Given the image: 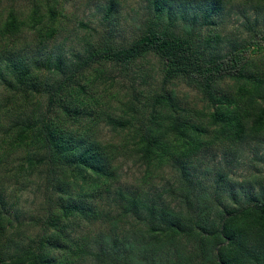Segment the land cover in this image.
<instances>
[{
	"label": "trees",
	"instance_id": "1",
	"mask_svg": "<svg viewBox=\"0 0 264 264\" xmlns=\"http://www.w3.org/2000/svg\"><path fill=\"white\" fill-rule=\"evenodd\" d=\"M25 1L24 9L0 11V79L11 93L0 102V264H264V193L226 208L224 176L213 193H201L193 166L212 147L236 159L251 149L264 163V27L215 57L200 51L187 27L186 34L152 27L128 46L44 58L24 53L23 43L35 38L43 48L54 40L73 0ZM174 1L153 4L161 14ZM250 1L261 15L264 0ZM205 2L209 23L221 0ZM115 7V0L106 5L107 20ZM149 55L164 64L162 87L143 108L129 101L117 115L107 66L129 68ZM179 79L202 94L203 110L180 105L169 87ZM101 123L126 135L104 143L94 130ZM21 153L16 173L43 176L46 185L48 212L35 237L18 228L9 234L8 167ZM132 158L147 174L169 167V189L123 186L120 162Z\"/></svg>",
	"mask_w": 264,
	"mask_h": 264
},
{
	"label": "rangeland",
	"instance_id": "2",
	"mask_svg": "<svg viewBox=\"0 0 264 264\" xmlns=\"http://www.w3.org/2000/svg\"><path fill=\"white\" fill-rule=\"evenodd\" d=\"M110 0H73L65 6V21L61 32L45 47L38 48L35 38H30V47L23 43L24 53L41 57L63 58L72 60L78 55H86L92 45L111 44L128 46L141 38L152 27L171 28L185 33L191 30L200 51L207 57L223 55L234 43L244 44L250 41L251 30L264 27V11L261 15L251 9L250 0H221L220 9L209 21L205 19V0H175L172 6L166 5L162 14L156 12L153 0H115L116 7L110 20L106 19V5ZM15 5L26 8L25 0H0V11ZM196 18V21H193ZM28 44V43H27ZM264 47V42L261 43ZM0 47H3L0 45ZM22 47V46H20ZM110 81L107 85L114 93L113 106L117 115H122L125 107L122 103L138 102L143 108L147 98L162 87L164 64L155 55H149L137 61L133 66L124 68L117 65L107 66ZM170 89L183 108L203 110L206 107L203 97L195 88L179 79L169 84ZM9 88L0 79V102L5 103L10 96ZM41 110H46L43 100ZM34 109L30 108V113ZM98 138L104 143H119L125 133H117L105 123L94 128ZM253 150V149H252ZM262 154L256 155L248 149L243 156L236 159L227 151L212 147L204 151L194 161L196 180L200 192L213 193L219 180L224 176L219 202L224 207L237 209L247 204L249 196H261L264 193V163ZM23 154L13 157L14 164L10 172L9 188L4 195L8 203L9 215L13 216L14 225L9 234L20 229L26 236L35 237L41 232L43 220L48 212L46 204V185L40 175L26 178V174H17V168L23 163ZM121 182L123 186H142L156 193L163 194L169 189L172 170L168 167L152 174H147L146 167L135 158L121 160ZM41 177V178H39ZM226 183V184H225ZM154 188V189H153ZM167 195V194H166ZM39 222V223H38ZM29 239L26 238L25 242Z\"/></svg>",
	"mask_w": 264,
	"mask_h": 264
}]
</instances>
